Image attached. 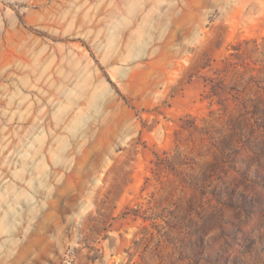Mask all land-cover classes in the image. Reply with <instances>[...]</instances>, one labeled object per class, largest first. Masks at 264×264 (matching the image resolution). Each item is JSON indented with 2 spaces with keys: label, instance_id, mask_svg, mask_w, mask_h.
<instances>
[{
  "label": "rangeland",
  "instance_id": "374dc122",
  "mask_svg": "<svg viewBox=\"0 0 264 264\" xmlns=\"http://www.w3.org/2000/svg\"><path fill=\"white\" fill-rule=\"evenodd\" d=\"M0 264H264V0H0Z\"/></svg>",
  "mask_w": 264,
  "mask_h": 264
}]
</instances>
